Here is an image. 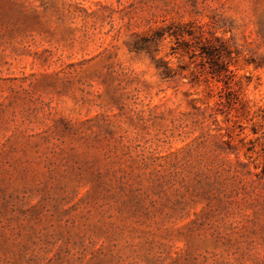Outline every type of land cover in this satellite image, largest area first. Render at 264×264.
<instances>
[{"label":"rangeland","instance_id":"rangeland-1","mask_svg":"<svg viewBox=\"0 0 264 264\" xmlns=\"http://www.w3.org/2000/svg\"><path fill=\"white\" fill-rule=\"evenodd\" d=\"M0 264H264V0H0Z\"/></svg>","mask_w":264,"mask_h":264},{"label":"trees","instance_id":"trees-1","mask_svg":"<svg viewBox=\"0 0 264 264\" xmlns=\"http://www.w3.org/2000/svg\"><path fill=\"white\" fill-rule=\"evenodd\" d=\"M175 34L178 36V38H180V36L184 35V31L182 30H174ZM188 35H190L192 38L198 37V35L195 34L194 31H190L188 30ZM200 38H205L207 40V46L212 47L213 49L217 50L216 52H214L211 62H210V69H209V73L213 74V75H217L218 77H220L221 79H223L225 81V83L227 84V86L229 87V82L231 79V69L229 68V63L230 60H227V57L230 55V49L228 48L227 43L218 38V37H214L215 42H211L212 39L208 38L207 36L203 35V33H200L199 35ZM210 42V43H209ZM203 47V51H204V47ZM201 51V52H203ZM162 70L161 73L164 74V76H169L170 73V69L168 67V65L163 64L162 66Z\"/></svg>","mask_w":264,"mask_h":264}]
</instances>
